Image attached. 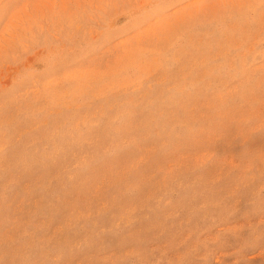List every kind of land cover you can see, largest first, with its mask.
<instances>
[{
    "label": "rangeland",
    "instance_id": "374dc122",
    "mask_svg": "<svg viewBox=\"0 0 264 264\" xmlns=\"http://www.w3.org/2000/svg\"><path fill=\"white\" fill-rule=\"evenodd\" d=\"M0 264H264V0H0Z\"/></svg>",
    "mask_w": 264,
    "mask_h": 264
}]
</instances>
